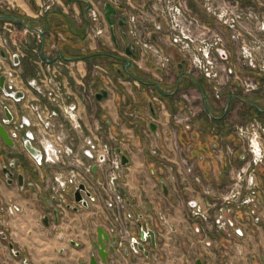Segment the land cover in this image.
<instances>
[{
    "label": "crops",
    "instance_id": "0c3cea01",
    "mask_svg": "<svg viewBox=\"0 0 264 264\" xmlns=\"http://www.w3.org/2000/svg\"><path fill=\"white\" fill-rule=\"evenodd\" d=\"M241 1L264 15V0ZM12 3L13 11L20 14L22 22L42 31L44 38L51 35L62 37L55 53L58 59L53 65L60 71L69 92L75 96L85 135L100 127L112 145L121 150V154L128 160L123 168L121 189L124 192L127 219L132 220L128 227L129 237L133 241L140 238L143 230L154 232L156 245L154 248L151 245L145 246L147 256L125 247L121 250L115 247V255H110L105 264H193L206 250L207 241L212 243L209 248L211 261L213 264H221L228 239L222 234H197L195 229L200 226L199 222L187 216L186 202L192 195L199 196L198 187L193 184L185 188L176 172L174 178L167 179L168 172L162 166L164 160L151 151L153 148L159 149L167 162H177L181 152L176 149L175 135L182 151L189 146L190 158L205 183L214 188L226 185L233 169L244 162L241 144L231 133L230 126L238 123L243 114L251 113L264 119V78L260 80L261 91L248 97H241L237 93V84L232 83L224 93L223 102H216L209 86L204 83L206 106L203 103V108L195 104L194 97L186 95L185 92H188L194 96L195 90L188 87L180 93L176 92L180 94L179 98L165 99L166 102L159 99L158 103L153 101L155 95L144 97L138 84L120 76L119 67L130 58L125 52L126 41L117 26L115 42L111 36L87 39L86 5L82 0H57L52 10L45 14L39 13L41 0H12ZM4 12L0 4V15ZM204 18L210 25L213 24L211 19ZM7 23L8 20H0V64L14 67L20 79L25 81L35 76L31 63L35 59L33 51L41 49L39 35L31 31L25 33L24 27L15 22H10L9 31ZM213 26L227 37L225 28L216 24ZM153 40L174 60L181 61L170 45L163 26L153 34ZM228 46L234 58L235 48L230 42ZM18 47L26 53V57H21ZM101 63L112 65L111 71L116 72L117 76L109 72L107 76L101 73L90 79L89 67L99 68ZM132 64L136 65L133 60ZM141 71L155 79L161 76L158 70L149 66ZM88 89L94 94L104 89L108 96L101 101L84 99L83 95L85 97ZM23 92L25 97L21 105L38 106L39 101L33 92ZM229 98V107L224 113ZM188 107L195 112L192 141L188 140V134L183 128L173 121V116L183 114ZM57 123L61 125V132L65 136L63 143H72L74 151L80 153L82 138L70 131L62 118H57ZM151 123L156 126L155 131L150 129ZM70 138L74 140L70 141ZM228 148L233 150L231 154L227 152ZM100 176V172L95 173V177ZM161 181L166 184L167 195L162 192ZM258 183L259 195L264 202L263 176H258ZM0 195L3 202L22 208V212L10 218L4 228L17 248L26 252L31 264H89L92 253L99 264H103L93 248L99 228L109 233L101 214L104 208L98 200L90 201L85 208L67 212L58 222L50 217L49 226H45L42 218L47 215L49 205L46 200L44 204L41 200L47 197L46 192L22 193L16 187L0 183ZM259 216L253 224L240 217L248 231V242L243 252L250 259V264H261L264 261V203L259 209ZM166 225L173 229L170 238L162 234ZM0 264L19 262L5 252L0 256ZM243 264L248 263L245 260Z\"/></svg>",
    "mask_w": 264,
    "mask_h": 264
},
{
    "label": "built area",
    "instance_id": "2783aa9c",
    "mask_svg": "<svg viewBox=\"0 0 264 264\" xmlns=\"http://www.w3.org/2000/svg\"><path fill=\"white\" fill-rule=\"evenodd\" d=\"M87 3L85 21L87 39L93 40L101 37H110L107 23L100 9L101 4L95 0H82ZM206 13L224 27L232 42L237 45V55L242 65L253 69L255 72L264 73V16L256 12L252 6L241 5L238 0H194ZM125 17L124 31L129 43L134 46L136 59L133 60L140 69L149 66L162 74H168L173 58L153 40V34L163 26L170 45L179 57L188 65V71L199 74L210 86L216 100H221L222 93L229 88L232 78H235L241 91L253 93L260 89L259 84L249 77L239 76L235 73L230 62L229 51L226 48L224 36L221 31L212 28L201 21L188 0H105ZM57 0H41L40 14L52 10ZM0 4L7 13L14 10L12 0H0ZM7 30L11 31L10 21ZM25 33L29 32L23 28ZM39 39V44L44 51L35 50L37 64L40 67V77L37 81L31 80L29 85L47 99L67 118L74 130L80 131L76 119L75 106L65 103L66 91L64 84L58 79V71L49 67L47 60L53 58L57 51V42L62 40L60 35ZM18 53L24 56V51L18 47ZM3 75L9 88L15 86L16 77L10 68L3 69ZM156 101V98H154ZM160 103L159 101H156ZM55 110L43 105L35 117L37 128L36 138L43 151L44 162L56 166L64 165L65 157L71 155L70 148L63 144V139L55 131L53 118ZM195 112L187 108L181 115L173 116L175 124L180 125L188 134V140H193L192 120ZM233 135L239 140L244 153V162L234 168L229 182L221 188H214L205 183L200 171L195 167L190 158L189 146L184 151L177 143L176 149L181 152L177 162H167V158L159 149L153 148L152 154L163 159V168L168 172L167 179L174 178V172L180 177L183 186L198 187L199 196H190L186 202L187 216L199 222L195 229L200 234H224L231 239H242L245 222L240 217L248 219L260 208V187L258 184L259 168H264V120L253 118L245 124L234 126ZM86 153L94 156L95 163L100 168H107L104 182L99 183V191L105 196L104 205L112 213L109 233L117 237V246L130 240L129 226L118 223V214L124 208L125 199L120 193L123 165L121 157L115 148L111 149L100 138L96 142L86 139L84 142ZM232 153L231 148L227 149ZM75 163L80 159L72 156ZM90 167H87L89 171ZM55 186L65 189L68 186H77L82 181L81 176L74 170L67 174H55ZM96 197V196H95ZM9 213L13 210L9 208ZM132 223L131 219H127ZM128 238V239H127ZM244 238V237H243ZM129 242V241H128ZM210 242H206L209 245ZM235 255L242 253L240 244L231 245ZM232 261V260H230Z\"/></svg>",
    "mask_w": 264,
    "mask_h": 264
},
{
    "label": "flooded vegetation",
    "instance_id": "af4514ba",
    "mask_svg": "<svg viewBox=\"0 0 264 264\" xmlns=\"http://www.w3.org/2000/svg\"><path fill=\"white\" fill-rule=\"evenodd\" d=\"M238 1L242 6L243 5L251 6L249 4H244L241 0ZM252 8L256 12L263 15V13L260 12L255 7L252 6ZM8 21L15 22L13 20H8ZM39 51L42 53L44 51V48L41 46V49ZM33 55L35 59H33L31 63V67H33L35 70V76L32 78H28L25 81H22L20 79V76L16 72L14 67L12 66L7 67L4 66L3 64H0V76L4 78V87L3 89H0V126L3 127L4 131L7 134V137L11 142V145H7L4 143V140L0 137V183H4L8 187H16L22 193H26V192L32 193L34 191L46 192L47 197L41 200V203L44 204L45 203L44 200H46L49 206H48L47 215L43 216L42 218V223L45 225L44 220L46 219L45 221L47 222V225L45 226H49L51 222L50 217L54 218V221L58 222L67 214V212L71 210L77 211L79 208L84 207L81 203L76 202L74 198V194L80 185H83L85 190L90 194V197H87L84 191L80 192L87 206L90 201L97 200V195L100 193L99 183L105 181L107 168L105 167L100 168L95 163L93 154L86 153L85 155V151L87 150L85 149V145H84L85 140L89 139L92 143L98 141L101 138L102 141L107 143L111 149L115 148L116 153H117V148L112 145L110 139H107V135H105V133L101 130L100 127H96L95 131L90 132V134L88 135H85V128L81 123L80 109L77 102H75V96L73 95V93L69 92L67 86L61 79L60 71L56 66L53 65V63L56 62L58 59V57L55 56V54L52 59L47 60V63L50 68L54 67L59 73L58 79L65 86V90H64L66 91L65 103L73 104L75 106V114H76V119L80 125V131L74 130L70 125L69 121L67 120V118L60 112V110L57 109L55 106L51 105L50 103H48L47 99L44 96L38 93L34 87H31L29 85V82L31 80L37 81L40 77V67L37 64L38 59L37 56L34 54V51H33ZM26 56L27 55L25 53L24 56L21 57H26ZM4 68H10L16 77L15 86L12 88H9L6 84V80L3 75ZM257 83L259 84V80L257 81ZM24 90L33 92L37 96V99L39 101L38 106L32 107L30 105H27L25 107V105H21V102L25 97V94L23 92ZM16 92L22 93L21 97L19 96L18 99H15L13 97V94H15ZM83 98L93 101L95 99V94L94 92H92L91 89H88V91H85V97L83 95ZM43 105H48L50 109L55 110L56 115L53 118V122L56 127L55 131L56 133H59L61 135L63 140H65V136L61 132V125L57 123V118H62V120L68 124L69 130L72 131L76 136L81 137L83 140V146L81 147L80 153L74 151L72 143L70 145L63 143L65 146L70 148L71 151V155L65 157L64 165L52 166L44 162L43 151L36 138L37 128L35 124L36 114ZM70 139H71L70 141L74 140V138L73 139L70 138ZM72 156H76L77 158H79L80 163H75L72 160L73 159ZM88 166L90 167L89 171L87 170ZM70 169H74L81 176L82 181H80V183L75 187L68 186L65 189H58L55 186V180H54L55 174L65 175ZM97 172L98 173L100 172L101 174L100 177H95V173ZM121 191L122 189H120V193L122 194ZM122 196L124 197V194H122ZM9 208L13 210L12 212L13 214L9 213L8 211ZM21 212H22L21 207L17 206L16 204L3 202L0 195V243L3 245L2 247H0V256L3 255L5 252H8L11 255V257H13L15 260L19 262V264H31L26 252L21 251L19 248H17V246L10 239L8 231L4 228V225L8 222L10 218H13L15 215ZM204 235L205 236L209 235V233ZM211 235L218 236L219 234L217 235L211 234ZM222 235L226 238L224 234ZM247 235H248V231L243 230L242 239L243 237L245 238ZM227 241L230 244L227 243L226 245L223 262L221 264H243V261L245 260L246 263L248 264L251 263L250 259L243 252L244 245L242 240L229 239ZM234 243L240 244L242 250V253L240 255H235L233 253L231 245ZM140 245L143 246L145 252L148 253V251L145 249V246L149 247V245H151L149 238H146L145 241H142L141 237L133 241H131L130 238L129 242L125 246L119 248L117 246V237H116L115 247L117 248V250H121L125 247L132 252L135 251L140 253L141 251L138 248ZM211 245H212L211 242L209 245H206L205 242L206 250L202 252V254L193 262V264H197V261H200L201 264H213V262L210 259V252H209V248L211 247ZM261 264H264V261H262Z\"/></svg>",
    "mask_w": 264,
    "mask_h": 264
},
{
    "label": "rangeland",
    "instance_id": "374dc122",
    "mask_svg": "<svg viewBox=\"0 0 264 264\" xmlns=\"http://www.w3.org/2000/svg\"><path fill=\"white\" fill-rule=\"evenodd\" d=\"M96 2H99L101 5L103 4V1H105V0H95ZM121 1H124V0H121ZM131 1H134V2H140V1H142V0H131ZM188 2H189V6L192 8V10H193V12L195 13V15L197 16V18H199L201 21H203L204 23H206V24H208L209 26H211L212 28H214V29H217V30H219L218 28H216V27H214L213 26V24L215 25H220L218 22H216L212 17H210L207 13H206V11L201 7V6H199L197 3H196V1H194V0H188ZM196 8V9H195ZM3 9H4V7H3ZM4 11H5V9H4ZM198 11H200V12H198ZM8 14L6 11L4 12V14ZM204 17H207L208 19H211L212 20V22H213V24H209L207 21H206V19L204 18ZM224 28V27H223ZM220 31V30H219ZM222 33V32H221ZM223 34V33H222ZM223 36H224V40H225V45H226V48H227V50L229 51V55H230V57H229V59H230V64L232 65V67H233V69L235 70V73L237 74V75H239V76H244V77H249V78H251L253 81H255L256 83H257V81L259 80V87L261 86V84H260V80H261V78H264V73H262V72H259V73H257V72H255L253 69H251V68H248V67H246V66H244V65H242V63L239 61V57H238V55H237V45H236V43H234V42H232V40L230 39V37H229V33H228V31H227V37L223 34ZM56 39V36H54L53 37V40H55ZM228 42H230L233 46H234V48H235V57L233 58L232 56H231V52H230V50H229V46H228ZM57 49H58V42H57ZM111 54V53H110ZM168 54V53H167ZM181 59V58H180ZM182 60V59H181ZM127 61V60H126ZM126 61H124V63L122 64V66L121 67H119V74H120V76L122 77V78H125V79H127V80H130V81H133L134 83H136V84H138L140 87V93L144 96V97H146V96H148V98H151V96L152 95H155V97L154 98H156V97H158V98H156V101H160V100H167V99H169V100H172V99H174V98H179V95L178 94H176V92H181V90L182 89H186L187 90V87L188 88H191L192 90L194 89L195 91H194V96L192 95V94H190V93H188V92H185L186 93V95L190 98V97H194V100L196 101L195 102V104L197 103L200 107H202L203 108V103H204V100H203V98H202V95H201V93H200V91H199V89L197 88V86L195 85V83L194 82H192L188 77H186V76H182L183 77V79H182V77H181V79H180V82H179V85H178V88H177V90L174 92V90H175V86H176V81H177V77H178V75H179V73L182 71V70H188V65L185 63V65L183 66V68L182 69H180V68H178V63H180L181 61H179V60H177V59H173V61H172V63H171V69H170V71L168 72V74H162L161 73V76H159L157 79H155L153 76H151V75H149V74H146V73H144L143 71H141V69L140 68H138L136 65H133L132 67L130 66V67H126L125 66V62ZM100 66H98L99 68H92L91 66L89 67V78L91 79V78H95V77H97L99 74H103L104 73V76H107L108 75V73L109 72H113V70L111 71V69H113V67H112V65H110V64H106V63H101V64H99ZM108 69H110V70H108ZM118 69V68H117ZM105 71V72H104ZM130 72V73H132V74H134L136 77H138V78H140V79H142V80H144L145 82H148V83H152V84H157V86H158V90H160V91H162L164 94H170L169 96H163L164 98H160L157 94H156V91L157 90H155V88L154 87H149V86H143V85H141L138 81H136V80H134V79H132V78H129V75L127 74V72ZM113 73H115V76H117V74H116V72H113ZM112 73V74H113ZM193 75H194V77H196V79H197V81L199 82V84H200V86L202 87V89H203V91H204V83L207 85V86H209L203 79H202V77L199 75V74H196L194 71H193V73H192ZM110 75V74H109ZM114 75V74H113ZM159 79V80H158ZM182 80V81H181ZM257 80V81H256ZM184 81H185V85H183V83H184ZM165 82H168V84L166 85V84H164ZM236 83L237 84V86H238V94L241 96V97H248V96H250V95H253V94H256V93H258V92H260L261 91V87H260V89L258 90V91H256V92H253V93H247V92H243V91H241V88H240V85H239V83H238V81L235 79V78H232L231 79V82H230V84H229V87H230V85L232 84V83ZM209 88H210V86H209ZM149 90H151L152 92H148ZM226 91V90H225ZM225 91L222 93V95H221V100H216L215 99V97L213 96V94H212V92H211V89H210V92H211V95H212V97H213V99L216 101V102H223L224 101V93H225ZM154 98H153V101H155L154 100ZM160 99V100H159ZM155 101V102H156ZM164 102H166V101H164ZM194 104V103H193ZM244 115V114H243ZM241 116V118H240V121L238 122V123H232L231 124V126H230V131H231V133H232V131L234 130V126L235 125H239V124H245V123H247V122H249L251 119H253V118H255V116H253L251 113H248L247 115H245V116ZM257 118V117H256ZM260 119V118H259ZM264 120V119H263ZM192 126H193V122H192ZM148 131H149V129L148 128H146ZM193 129H194V127H193ZM233 134V133H232ZM193 136V135H192ZM188 138H189V136H188ZM117 148V147H116ZM158 157V156H157ZM259 175H261V176H263L264 177V168L263 167H261V168H259V174H258V176ZM122 177H123V170H122V176H121V180H120V184H121V186H122ZM259 184V183H258ZM260 194V193H259ZM261 194H262V192H261ZM125 199V198H124ZM97 200H98V202H100V203H102V205H103V210H102V212H101V214L104 216V220L106 221V228H107V230H108V232H109V229H110V226H111V224H110V221L112 222V219L114 218L113 217V215H112V213H110L107 209H106V207H105V205H104V200H105V196L102 194V193H99L98 195H97ZM263 203L264 202H262V197L260 196V208H261V206L263 205ZM259 208V209H260ZM125 209H126V206L124 205V208L123 209H121L120 210V213L118 214V218H119V221H118V223H121V225L124 223H126L125 225H130V222L128 221V220H126L125 218H126V213H125ZM259 218L260 216H259V210L252 216V217H250L249 216V218L248 219H246V218H244V220H245V222H249L250 224H252V223H254V221H255V219L256 218ZM167 227H165V228H163L162 230H164L163 231V233L162 234H164V235H167V237L168 238H170V235L173 233V229L172 228H170V226L169 225H166ZM244 230H246V226L244 227ZM128 239V238H127ZM226 239H231V238H228V237H226ZM243 240H244V247L246 246V244H247V242H248V235L245 237V238H243ZM128 241L129 240H127L126 241V243L123 245V246H125L127 243H128Z\"/></svg>",
    "mask_w": 264,
    "mask_h": 264
},
{
    "label": "water",
    "instance_id": "95a60500",
    "mask_svg": "<svg viewBox=\"0 0 264 264\" xmlns=\"http://www.w3.org/2000/svg\"><path fill=\"white\" fill-rule=\"evenodd\" d=\"M83 2L85 3L86 9H87V3L85 1H83ZM100 9H101L103 17H104V19H105V21L107 23V27H108L109 34L111 36L112 41L115 42V37H116L115 28H116V26L119 28L122 37L126 41L127 46L125 48V52H126L127 56L130 58V60H127L125 62V66L126 67H130L132 65V60L136 59V54H135L134 46L129 43V40H128V38L126 36V33L124 31V28H125V25H126L125 24V17L124 16H119L117 10L108 2H104L101 5ZM0 19L1 20H13V21L21 24L27 30H29L31 32H34V33H37L39 35V37L43 38V32L42 31L38 30L35 27H30V26L24 24L22 22V20L19 17H17V16H14V15H0ZM184 65H185V61L181 60V62L178 63V68L182 69ZM182 76H186V77L190 78L195 83V85L197 86V88L199 89V91H200V93L202 95V98L204 100V105L206 106V94L204 93V91H203L202 87L200 86L199 82L197 81L196 77H194V75L191 74L188 70H182L179 73V75L177 77V81H176V86H175L174 92L177 90L179 82H180V79H181ZM3 87H4V78L2 76H0V89H3ZM21 95H22V93L16 92L15 94H13V97L15 99H18L19 96L21 97ZM107 96H108L107 91L102 89V90H100L99 92H97L95 94V99L98 100V101H101L102 99L107 98ZM229 101H230V98L227 101L226 107L224 109V113L227 111V109L229 107ZM150 129L152 131H155L156 130V126L153 123H151L150 124ZM0 137L4 140L5 144L11 145V142H10L9 138L7 137L6 132L4 131L3 127H1V126H0ZM117 153L120 154L121 164L123 166H126L127 163H128V160H127L126 156L121 154V150H119V149L117 150ZM160 184H161L162 192L165 195H167L168 191H167V187H166L165 182L161 181ZM81 191H84L86 196L90 197V194L85 190L84 186L80 185L78 187V189L76 190L75 194H74V198H75L76 202L81 203L84 207H86L87 204H86V202L84 201V199L81 196V193H80ZM121 192H122V194H124L123 191H121ZM45 220H44V223H45V225H47V222ZM140 237H141L142 241H145L146 238H149L152 247H155V235H154V232L149 231V230L148 231H144L143 230L141 232ZM115 246H116V236L110 235L109 233L105 232L102 228H99L97 230V238L93 242V248L98 253V255L100 257V260H101V262L103 264H105L107 262V258L109 257V255H112V256L115 255ZM138 248H139V250L141 252H143L147 256L148 253L145 252L143 246L140 245ZM89 264H98V261L95 258L93 253L91 255V259H90ZM197 264H201L200 261H197Z\"/></svg>",
    "mask_w": 264,
    "mask_h": 264
},
{
    "label": "trees",
    "instance_id": "16d2710c",
    "mask_svg": "<svg viewBox=\"0 0 264 264\" xmlns=\"http://www.w3.org/2000/svg\"><path fill=\"white\" fill-rule=\"evenodd\" d=\"M3 15H14V16H17V17H19L20 19H21V16H20V14L17 12V11H13V12H11V13H8V14H4L3 13ZM16 24H19V23H17V22H15ZM21 25V24H20ZM133 66V64L131 65V67ZM127 74L129 75V78H132V79H134V80H136V81H138L141 85H143V86H149V87H154L155 88V90H157L156 91V94L160 97V98H164L163 96H169L170 94H164L162 91H160V90H158V86H157V84H152V83H148V82H145L144 80H142V79H140V78H138V77H136L134 74H132V73H130L129 71L127 72ZM191 80V79H190ZM192 81V80H191ZM193 82V81H192Z\"/></svg>",
    "mask_w": 264,
    "mask_h": 264
},
{
    "label": "bare ground",
    "instance_id": "6f19581e",
    "mask_svg": "<svg viewBox=\"0 0 264 264\" xmlns=\"http://www.w3.org/2000/svg\"><path fill=\"white\" fill-rule=\"evenodd\" d=\"M39 5V4H38Z\"/></svg>",
    "mask_w": 264,
    "mask_h": 264
}]
</instances>
